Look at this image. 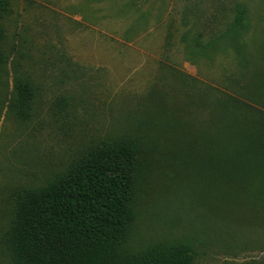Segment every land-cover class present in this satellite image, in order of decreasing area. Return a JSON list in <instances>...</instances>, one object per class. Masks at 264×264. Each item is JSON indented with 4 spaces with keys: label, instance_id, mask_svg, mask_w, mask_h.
I'll use <instances>...</instances> for the list:
<instances>
[{
    "label": "rangeland",
    "instance_id": "1",
    "mask_svg": "<svg viewBox=\"0 0 264 264\" xmlns=\"http://www.w3.org/2000/svg\"><path fill=\"white\" fill-rule=\"evenodd\" d=\"M31 1L5 22L6 46L40 93L30 121L7 102L0 112V264H10L1 237L11 192L120 138L143 148L128 250L184 243L196 264H264V173L228 180L219 169L228 152L264 145L263 120H237L232 104L264 113V0L249 5L241 48L228 39L199 61L176 42L194 0Z\"/></svg>",
    "mask_w": 264,
    "mask_h": 264
},
{
    "label": "trees",
    "instance_id": "2",
    "mask_svg": "<svg viewBox=\"0 0 264 264\" xmlns=\"http://www.w3.org/2000/svg\"><path fill=\"white\" fill-rule=\"evenodd\" d=\"M19 2L32 4L31 0H0V112L7 102L8 110L27 122L35 114L40 89L24 70L20 51L6 46L5 22ZM251 2L194 0L192 9L184 8L180 15L184 32L176 41L184 56L211 60L222 52V42L236 43L249 30ZM170 31L166 48L174 42ZM232 104L240 110L237 120H263L260 132L264 134V113L237 101ZM255 146L257 152H228L219 167L228 180L264 173V145L256 142ZM141 152L135 138L103 143L88 149L46 185L11 192V219L1 237L10 264H196L184 243H157L139 252L127 248L135 220Z\"/></svg>",
    "mask_w": 264,
    "mask_h": 264
}]
</instances>
